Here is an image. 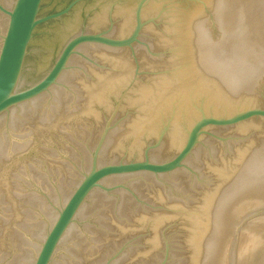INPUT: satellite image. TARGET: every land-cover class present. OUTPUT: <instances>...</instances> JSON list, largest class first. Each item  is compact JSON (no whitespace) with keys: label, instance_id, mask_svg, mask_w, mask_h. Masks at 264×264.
Returning <instances> with one entry per match:
<instances>
[{"label":"water","instance_id":"obj_1","mask_svg":"<svg viewBox=\"0 0 264 264\" xmlns=\"http://www.w3.org/2000/svg\"><path fill=\"white\" fill-rule=\"evenodd\" d=\"M68 1L0 0V264H234L264 0Z\"/></svg>","mask_w":264,"mask_h":264},{"label":"rangeland","instance_id":"obj_2","mask_svg":"<svg viewBox=\"0 0 264 264\" xmlns=\"http://www.w3.org/2000/svg\"><path fill=\"white\" fill-rule=\"evenodd\" d=\"M258 204V201L254 200L242 202L232 209V215L238 218L245 210ZM229 246L230 242H227L221 264H228ZM262 246H264V212L248 217L239 225L234 247V264H250L252 253Z\"/></svg>","mask_w":264,"mask_h":264},{"label":"flooded vegetation","instance_id":"obj_3","mask_svg":"<svg viewBox=\"0 0 264 264\" xmlns=\"http://www.w3.org/2000/svg\"><path fill=\"white\" fill-rule=\"evenodd\" d=\"M71 1H73V0H69V1L63 6V8H65V7H66ZM63 8H61V9H63ZM61 9H59V10H54V11L48 13V14L55 13V12H57V11H60Z\"/></svg>","mask_w":264,"mask_h":264},{"label":"bare ground","instance_id":"obj_4","mask_svg":"<svg viewBox=\"0 0 264 264\" xmlns=\"http://www.w3.org/2000/svg\"><path fill=\"white\" fill-rule=\"evenodd\" d=\"M249 202V201H248ZM253 204V203H252ZM241 206H242V204H241ZM243 210V209H242Z\"/></svg>","mask_w":264,"mask_h":264}]
</instances>
